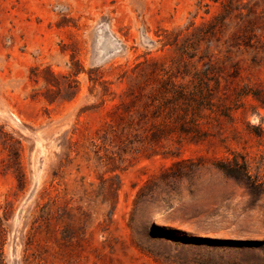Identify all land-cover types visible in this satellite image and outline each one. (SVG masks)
I'll list each match as a JSON object with an SVG mask.
<instances>
[{
  "label": "rangeland",
  "instance_id": "rangeland-1",
  "mask_svg": "<svg viewBox=\"0 0 264 264\" xmlns=\"http://www.w3.org/2000/svg\"><path fill=\"white\" fill-rule=\"evenodd\" d=\"M0 264H264V0H0Z\"/></svg>",
  "mask_w": 264,
  "mask_h": 264
},
{
  "label": "trees",
  "instance_id": "trees-1",
  "mask_svg": "<svg viewBox=\"0 0 264 264\" xmlns=\"http://www.w3.org/2000/svg\"><path fill=\"white\" fill-rule=\"evenodd\" d=\"M76 75V73L74 74ZM53 78L57 81L56 85L58 87V80L53 75ZM3 144L8 150V159L6 168L8 170H13L20 184L25 181V175L22 169L20 161V142L9 134H5L3 137ZM219 169L223 171L227 176L235 179L236 181L245 184L252 193L257 194L262 188V184L255 180L249 169V165L245 159L243 162H239L238 159H233V161H228L219 165Z\"/></svg>",
  "mask_w": 264,
  "mask_h": 264
}]
</instances>
